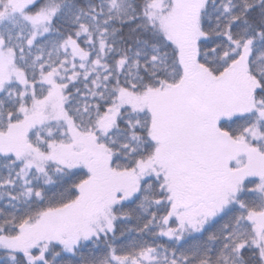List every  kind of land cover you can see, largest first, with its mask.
<instances>
[{
    "label": "snow or ice",
    "instance_id": "snow-or-ice-1",
    "mask_svg": "<svg viewBox=\"0 0 264 264\" xmlns=\"http://www.w3.org/2000/svg\"><path fill=\"white\" fill-rule=\"evenodd\" d=\"M0 264H264V0H0Z\"/></svg>",
    "mask_w": 264,
    "mask_h": 264
}]
</instances>
